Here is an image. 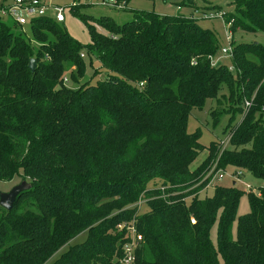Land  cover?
Instances as JSON below:
<instances>
[{
    "label": "trees",
    "instance_id": "obj_1",
    "mask_svg": "<svg viewBox=\"0 0 264 264\" xmlns=\"http://www.w3.org/2000/svg\"><path fill=\"white\" fill-rule=\"evenodd\" d=\"M230 4L231 34L264 33V0ZM194 12L101 16L87 45L47 16L31 23V41L0 15V181L29 182L11 209L0 206V264H121L130 237L117 225L133 217L142 237L133 264H264V187L257 195L232 181L199 196L213 162L264 180V40L233 42L231 71L213 63L219 40ZM84 56L103 77L66 85L83 76ZM208 99L214 123L229 114L228 144L218 155L210 142L191 169L204 146L188 119ZM244 194L249 211L237 216Z\"/></svg>",
    "mask_w": 264,
    "mask_h": 264
},
{
    "label": "rangeland",
    "instance_id": "obj_2",
    "mask_svg": "<svg viewBox=\"0 0 264 264\" xmlns=\"http://www.w3.org/2000/svg\"><path fill=\"white\" fill-rule=\"evenodd\" d=\"M12 0H0V6L6 3L11 2ZM52 5L63 7L64 13V21L57 23L60 28L67 31L71 36L79 40L83 44L90 43V33L88 30V26L90 24H94L97 29L100 27L94 22L95 19L100 18L101 16H110L117 23H124L129 20H132L134 17V11H154L159 14H185L190 15L193 11V17L198 21V23L202 27L210 28L216 34L220 49L216 52L214 59L216 61H221L227 64V66L232 67V63L230 61V57L223 53L221 48L228 46V42L226 39V28L224 24L225 15L228 12H232L234 10V6L231 3L232 0H195V6L191 8L187 6L185 0H124L126 5L122 9L111 8L108 6H103L97 4L96 0H50ZM77 6V10L79 14L89 15L90 20L88 23H84L81 17L78 14H74L71 11V6ZM213 6L214 8H212ZM206 12L207 14L212 13L214 17H202L199 13ZM223 17H220V16ZM46 16L54 19V12L50 9L47 10ZM6 23L9 24L11 20L8 17H3ZM226 21V20H225ZM101 31H104L100 29ZM24 34L26 37L32 39V30L29 25H25L23 28ZM233 36V40H231V44L233 46V42H262L264 40L263 32H245L242 30H237ZM35 45V44H34ZM33 45V46H34ZM85 59V71L82 77L79 78V81L71 82L68 80V76L66 75L65 84L71 87H77L79 84L84 82H90L92 84L96 83L97 80L103 77L104 73L93 74L96 69H98V63L96 60H93L91 63L84 56ZM234 71V70H233ZM225 93V90H222L220 93ZM223 105H227V102L221 99ZM215 108V103L213 100H206L205 106L202 109L193 108L188 119L187 131L193 132L196 129L201 130V135L199 138V142L204 146V149L200 151L198 156L194 159V161L190 164V168L194 169L197 167L202 160L208 154V146L210 142H214L216 145V149H218V155L222 152L223 148L227 146L230 127L228 128L227 120L229 114L222 115L217 123H214L212 117L210 115V111ZM240 116L238 115L237 120L235 122L238 124ZM204 178L207 176H211L208 181V184L199 191V196L203 197L206 195H211L213 192V188L216 184L219 185H228L232 184L235 177L231 176L235 171L233 166H227L224 169L215 170L216 163L213 162L209 164ZM239 171V169H236ZM241 171V170H240ZM241 179L249 183L254 189L251 191H246L243 184L237 180H235V186L241 189H244L246 192H253L255 194H259L260 187H264V180L254 177L249 172H243ZM24 184H28V180L23 179ZM23 180L18 176H15L10 181H0V193L9 192L15 185H20ZM190 198L185 199L186 202H189ZM139 211H144L146 207L142 205ZM249 211V202L246 194H244L239 203L237 216L243 215ZM235 225L233 233H235ZM210 238L212 243L216 242V226L214 225L210 231ZM85 239V233L79 234L74 239L70 241L71 244L82 242ZM67 249V246H63L60 251H64ZM58 253L55 254L54 258L58 256Z\"/></svg>",
    "mask_w": 264,
    "mask_h": 264
},
{
    "label": "built area",
    "instance_id": "obj_3",
    "mask_svg": "<svg viewBox=\"0 0 264 264\" xmlns=\"http://www.w3.org/2000/svg\"><path fill=\"white\" fill-rule=\"evenodd\" d=\"M97 4L108 6L111 8L122 9L125 7L126 2L124 0H96ZM50 9L54 12V20L56 22H63L65 17L63 13V7L52 5L50 0H12L9 3L3 4L0 6V15L2 17H8L17 23L22 29L25 25L31 26V23L38 18L46 17L47 10ZM212 13H203L202 17H214ZM220 16V15H219ZM222 17V16H220ZM223 19V17H222ZM224 20V19H223ZM226 28V39L228 46L222 47L221 50L223 53L227 54L229 57L232 55V34L229 32V22L227 23L224 20ZM84 54L81 53V56ZM213 63L216 61L214 57L212 58ZM192 64H195L196 61L192 60ZM231 71L234 70L233 66L229 67ZM250 105L249 101L244 103V108ZM241 171H234L231 176H234L235 180L241 182L246 191H251L254 188L249 184L244 182L241 179ZM138 209L141 207V200L137 202ZM191 222L195 220L191 217ZM119 229H125L130 237V240L126 241L123 245V256L120 260L121 264H133L135 260V250L139 242L142 240L141 234L139 233L136 226V219L133 217L130 221H123L117 225Z\"/></svg>",
    "mask_w": 264,
    "mask_h": 264
},
{
    "label": "water",
    "instance_id": "obj_4",
    "mask_svg": "<svg viewBox=\"0 0 264 264\" xmlns=\"http://www.w3.org/2000/svg\"><path fill=\"white\" fill-rule=\"evenodd\" d=\"M216 64H219L217 62ZM29 69L33 72L36 68V60L35 58H31L28 62ZM24 180L20 185H15L9 192L0 193V206L9 210L13 206V202L17 196V194L22 190L29 186L28 184H24Z\"/></svg>",
    "mask_w": 264,
    "mask_h": 264
}]
</instances>
